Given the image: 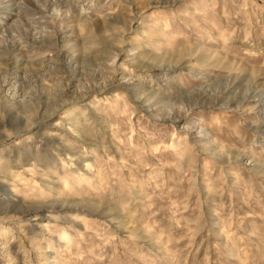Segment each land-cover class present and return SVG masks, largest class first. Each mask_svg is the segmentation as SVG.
<instances>
[{
  "label": "rangeland",
  "instance_id": "rangeland-1",
  "mask_svg": "<svg viewBox=\"0 0 264 264\" xmlns=\"http://www.w3.org/2000/svg\"><path fill=\"white\" fill-rule=\"evenodd\" d=\"M0 264H264V0H0Z\"/></svg>",
  "mask_w": 264,
  "mask_h": 264
},
{
  "label": "bare ground",
  "instance_id": "bare-ground-1",
  "mask_svg": "<svg viewBox=\"0 0 264 264\" xmlns=\"http://www.w3.org/2000/svg\"><path fill=\"white\" fill-rule=\"evenodd\" d=\"M114 62H115V61H114ZM192 127H194V126H192ZM194 128H195V127H194ZM195 129H196V128H195ZM197 130H198V131H197L198 134L205 133L204 130H202V128H201V129H197Z\"/></svg>",
  "mask_w": 264,
  "mask_h": 264
}]
</instances>
